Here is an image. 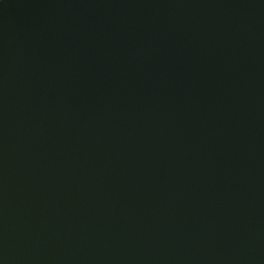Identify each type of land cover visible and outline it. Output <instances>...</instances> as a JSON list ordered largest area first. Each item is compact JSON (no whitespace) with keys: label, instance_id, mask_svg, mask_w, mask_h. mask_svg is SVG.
Masks as SVG:
<instances>
[{"label":"water","instance_id":"1","mask_svg":"<svg viewBox=\"0 0 264 264\" xmlns=\"http://www.w3.org/2000/svg\"><path fill=\"white\" fill-rule=\"evenodd\" d=\"M0 264H264V0H0Z\"/></svg>","mask_w":264,"mask_h":264}]
</instances>
